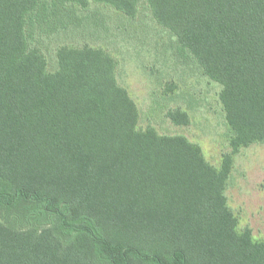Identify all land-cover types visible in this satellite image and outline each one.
Listing matches in <instances>:
<instances>
[{"label": "trees", "instance_id": "1", "mask_svg": "<svg viewBox=\"0 0 264 264\" xmlns=\"http://www.w3.org/2000/svg\"><path fill=\"white\" fill-rule=\"evenodd\" d=\"M91 2L131 19L147 6L221 86L232 134L219 167L182 134L138 127L108 49L59 44L49 69L42 40L107 32L82 14ZM255 143L264 0H0V264H264V240L238 230L225 194L234 154Z\"/></svg>", "mask_w": 264, "mask_h": 264}, {"label": "rangeland", "instance_id": "2", "mask_svg": "<svg viewBox=\"0 0 264 264\" xmlns=\"http://www.w3.org/2000/svg\"><path fill=\"white\" fill-rule=\"evenodd\" d=\"M83 13L101 16L107 32L57 37L46 46L42 40L39 47L48 57L49 69L55 66L54 49L59 44L89 42L108 49L118 60V82L138 107V127L182 134L201 147L210 164L219 167L223 154L231 151L232 134L219 100L221 86L204 75L188 53L177 51L172 35L155 23L147 6L140 5L133 19L95 2ZM100 24L95 19L87 29ZM169 83L172 91H167ZM176 107L188 112L187 125H176L167 117V111ZM225 194L238 218V230L249 227L254 240H264V143L241 147L234 154Z\"/></svg>", "mask_w": 264, "mask_h": 264}]
</instances>
